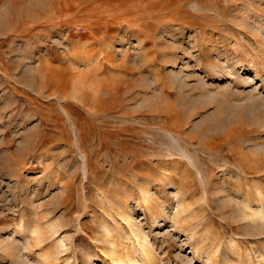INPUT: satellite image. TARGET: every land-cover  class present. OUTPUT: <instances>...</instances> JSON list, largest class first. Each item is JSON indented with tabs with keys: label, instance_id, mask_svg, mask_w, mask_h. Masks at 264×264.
Segmentation results:
<instances>
[{
	"label": "rangeland",
	"instance_id": "374dc122",
	"mask_svg": "<svg viewBox=\"0 0 264 264\" xmlns=\"http://www.w3.org/2000/svg\"><path fill=\"white\" fill-rule=\"evenodd\" d=\"M0 264H264V0H0Z\"/></svg>",
	"mask_w": 264,
	"mask_h": 264
}]
</instances>
